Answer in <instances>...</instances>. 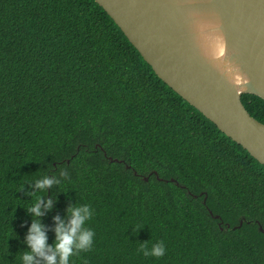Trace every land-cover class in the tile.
I'll use <instances>...</instances> for the list:
<instances>
[{"label":"trees","instance_id":"obj_1","mask_svg":"<svg viewBox=\"0 0 264 264\" xmlns=\"http://www.w3.org/2000/svg\"><path fill=\"white\" fill-rule=\"evenodd\" d=\"M241 99L264 124V100ZM44 174L61 182L44 193L56 197L39 218L47 244L69 205L93 210L92 247L70 264H264V166L95 0H0V264L29 250L27 182ZM157 241L165 254L143 256Z\"/></svg>","mask_w":264,"mask_h":264},{"label":"water","instance_id":"obj_2","mask_svg":"<svg viewBox=\"0 0 264 264\" xmlns=\"http://www.w3.org/2000/svg\"><path fill=\"white\" fill-rule=\"evenodd\" d=\"M95 2L165 84L264 166V124L241 99L264 100V0ZM225 52L244 74L236 87L214 66Z\"/></svg>","mask_w":264,"mask_h":264},{"label":"clouds","instance_id":"obj_3","mask_svg":"<svg viewBox=\"0 0 264 264\" xmlns=\"http://www.w3.org/2000/svg\"><path fill=\"white\" fill-rule=\"evenodd\" d=\"M196 27L199 30V24ZM217 59L220 63L214 64L216 69L226 76L229 83L236 87L244 74L237 65L226 58V52ZM59 176H67L63 168L60 169ZM27 183H30L35 191L30 193L32 202L28 206H24L26 211L31 213L32 218L25 235V243L29 250L21 252L20 264H39L36 257L42 258L45 264H70L71 256L79 251H87L92 247L94 232L85 223L93 215L92 208L86 203L69 205L66 209L69 217L67 223L59 216L53 217L56 221L53 229L55 239L54 243L49 245L46 243L47 237L44 226L39 218L43 215V211L51 209L56 198L55 195L52 198H46L44 195L46 189L53 184L59 186L61 182L55 176L49 177L44 174ZM37 192L43 194L34 196ZM140 251L145 257H161L165 254V246L162 241L154 242L150 248L145 247L142 243Z\"/></svg>","mask_w":264,"mask_h":264}]
</instances>
